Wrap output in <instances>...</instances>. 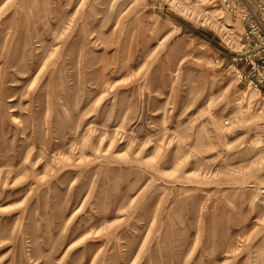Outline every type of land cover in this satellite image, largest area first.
Here are the masks:
<instances>
[{"label":"rangeland","instance_id":"rangeland-1","mask_svg":"<svg viewBox=\"0 0 264 264\" xmlns=\"http://www.w3.org/2000/svg\"><path fill=\"white\" fill-rule=\"evenodd\" d=\"M193 2L0 0V264H264V100Z\"/></svg>","mask_w":264,"mask_h":264},{"label":"built area","instance_id":"built-area-1","mask_svg":"<svg viewBox=\"0 0 264 264\" xmlns=\"http://www.w3.org/2000/svg\"><path fill=\"white\" fill-rule=\"evenodd\" d=\"M209 3L220 5L233 24L244 26L242 32L230 23L223 26L224 33L231 38L239 36V48L231 51L230 66L238 72V82L244 79L264 100V0H209Z\"/></svg>","mask_w":264,"mask_h":264},{"label":"crops","instance_id":"crops-1","mask_svg":"<svg viewBox=\"0 0 264 264\" xmlns=\"http://www.w3.org/2000/svg\"><path fill=\"white\" fill-rule=\"evenodd\" d=\"M234 26L239 32H242L244 30V26L240 23H234Z\"/></svg>","mask_w":264,"mask_h":264}]
</instances>
